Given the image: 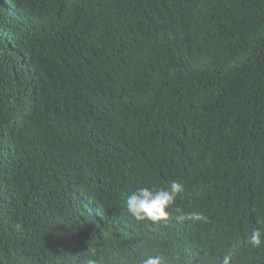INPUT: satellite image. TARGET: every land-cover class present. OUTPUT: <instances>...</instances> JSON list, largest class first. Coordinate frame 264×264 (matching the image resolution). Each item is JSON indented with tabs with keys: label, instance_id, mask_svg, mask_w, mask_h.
<instances>
[{
	"label": "trees",
	"instance_id": "16d2710c",
	"mask_svg": "<svg viewBox=\"0 0 264 264\" xmlns=\"http://www.w3.org/2000/svg\"><path fill=\"white\" fill-rule=\"evenodd\" d=\"M172 180L206 220L127 212ZM261 226L264 0H0V264H264Z\"/></svg>",
	"mask_w": 264,
	"mask_h": 264
},
{
	"label": "clouds",
	"instance_id": "9594fccd",
	"mask_svg": "<svg viewBox=\"0 0 264 264\" xmlns=\"http://www.w3.org/2000/svg\"><path fill=\"white\" fill-rule=\"evenodd\" d=\"M184 186L178 180H172L165 188L140 186L126 199L127 212L137 221L150 220L153 223L164 221L169 216V209L175 211L177 219L189 221L206 220V217L199 212H184L182 209L172 206L175 204L178 195L183 194ZM264 226H261L251 233L250 243L253 247H259L264 239ZM88 251L90 255L84 264H98L96 247L91 243ZM231 257L224 256L223 264H230ZM139 264H167L162 255H149L139 261Z\"/></svg>",
	"mask_w": 264,
	"mask_h": 264
}]
</instances>
